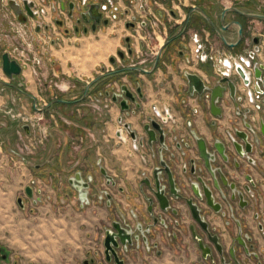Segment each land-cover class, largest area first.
<instances>
[{"label":"crops","instance_id":"0c3cea01","mask_svg":"<svg viewBox=\"0 0 264 264\" xmlns=\"http://www.w3.org/2000/svg\"><path fill=\"white\" fill-rule=\"evenodd\" d=\"M14 1L22 9V1ZM39 1L45 9L43 24L46 34L54 35L55 39L51 41V46L39 51L42 58V64L38 70L40 83L35 81L29 68L23 70L21 74L24 91L34 96L37 101L42 98L40 92L49 88L48 82H54V88L62 93L70 91V97L64 99L74 100L81 95V89L76 87L73 80L86 84L101 74L102 67L111 72L131 63L132 58L128 57H126V63L117 60L118 51H127L125 38H130L133 52L137 51L140 45L138 40L134 41L131 37L133 30L126 28L128 20L125 16L126 0H120L117 3L115 12L117 19L107 25L101 23L94 31L87 32H75L73 21L65 13L72 0H64V10L60 0ZM173 1L149 0V5L163 17L165 11L173 6ZM100 2L101 0H88L86 9L90 7L92 16L100 15L97 8ZM55 3L60 11H64L59 15L64 19L63 27L55 24L58 17L52 7ZM183 5L179 10H174L175 16L171 15V18H167L165 32L157 35V39H167L169 28L179 30L187 18V10L194 5L199 6L218 27L225 8L232 7L242 12L264 15V0H228L224 4L214 0H184ZM198 17L197 14L190 17V28L186 35L178 44L172 45L171 53L168 52V55L167 51L164 53L163 60L166 64L161 65L154 73L145 75L134 71L124 72L110 76L90 89L89 97L95 100V97H99L102 85L107 90H118L124 84L133 88L136 81L144 92L145 115L133 109L123 112L118 103L105 100L97 103L98 110L88 107L87 104L82 109L77 104H58L61 106L56 108L54 105L49 108L48 114L38 113L41 115L43 125H47L46 121H51L54 126L52 125L51 128L47 126L48 138L32 156L19 153L16 149L18 145L12 144V138L16 136L14 135L16 129L12 125L0 128V146L2 145L1 150H5L4 155L0 157V247L19 254L21 264H78L85 258L87 252L103 250L101 247L104 237L103 227L109 226L113 219L122 216V212L129 213L134 204L141 202L131 198L125 192L113 196L115 206L112 207L83 204L82 194L73 197V188L70 186L69 179L74 174H79L83 178L88 165H93L94 161L102 159L111 173L119 179V186L137 191L142 175L150 174L154 165L147 147L135 148L140 138H145L141 125L146 122L152 105L158 106L160 110L164 107L170 108L174 122L167 123L165 126L170 136V143H173L174 136L189 137L190 128L196 130L199 136L204 137L208 142H211L214 136L225 135L235 122L240 128V123L235 116V100L229 95L228 90L220 105L223 113L219 119L211 114L209 101H196L193 95L186 94L187 82L184 78L189 73L196 74L202 80L213 82L216 80L210 63L191 61L190 49L194 47L190 40L192 33H198L201 38H207L214 48L225 53H242L243 51L242 48L232 50L225 47L215 34L210 33L203 26V21ZM233 21L240 22L248 32L251 28L260 38L262 53L256 55V61L259 66H262L264 64V19H249L227 12L224 15V24ZM53 24L63 28L61 34L58 30L57 32L54 30ZM236 32V26H229L223 31V35L228 42H235ZM180 49H183L182 53ZM110 58L116 59L115 65L110 64ZM143 67L149 70L151 62H147ZM41 82L46 86L41 87ZM184 99L185 103H182ZM13 100L20 103L23 113H29L25 101L32 102L30 98L21 95ZM3 103L5 98L1 97L0 104ZM195 108H198L196 114ZM72 109L79 112L82 110L81 115H86V118L78 120L79 118L73 116ZM51 111L58 114L57 118L67 126L62 125L61 122L58 123L55 115L49 113ZM252 114L256 120L263 116L262 113L257 112ZM189 121H191V127L188 125ZM214 123H216L215 126H213ZM124 126H128L130 132H137L138 139L132 140ZM121 129L123 132L120 134ZM30 133L31 131L27 134ZM17 163H19L18 166H16ZM40 181L44 185L41 186V190H38L35 182L38 185ZM28 186L33 188V199L25 196V188ZM64 186L69 188V192H61ZM261 190L264 194V183L261 185ZM20 197L23 199V209L17 204V199ZM260 209L259 205L256 208L250 207L245 212V223L253 230L257 238L254 214ZM216 224L223 229L220 221ZM258 248L259 250L264 248L262 240H259ZM130 254L127 264H204L188 235L183 236L182 247L179 243L169 248L167 244L164 245L161 257L140 255L132 250ZM103 264L113 263L104 262ZM262 264H264V256Z\"/></svg>","mask_w":264,"mask_h":264},{"label":"flooded vegetation","instance_id":"af4514ba","mask_svg":"<svg viewBox=\"0 0 264 264\" xmlns=\"http://www.w3.org/2000/svg\"><path fill=\"white\" fill-rule=\"evenodd\" d=\"M70 2H73L74 4L72 16H69V4L65 13H67L68 18L73 21V30L75 32L84 31L85 29L86 32L88 30H92V25L94 24V19H96V17L92 16L90 7L89 9H86L88 6V0H86L84 4H81V0H72ZM21 4L23 6L22 2ZM100 4L101 2L97 4V8L101 19L100 23L96 24L95 28L101 23L103 24L102 20H107L109 23L118 18L117 15H114L112 20L106 19L100 11ZM154 4L157 3L154 2ZM172 4L173 6L171 9L165 11V15L163 17L159 16L151 8L157 20L154 24H151L148 21H141L137 17L127 20V24L133 23L134 26L126 28L133 30L134 36L132 39H134V41L138 40L140 45L139 49L133 52L130 46V38L127 37L129 39L128 42L125 38L127 51H118L117 56L119 52H122L124 53L125 58H132L131 63L126 66V69L130 67L145 69L143 66L150 61V69L145 70H152L160 47L158 50L153 52V50H151L152 47L150 45V38L157 39V35L163 33V31L165 32L166 28L164 20L171 18V15L175 16L176 14L174 10L182 8L184 6V0H174ZM195 6L197 5L191 6V8ZM52 7L53 11L58 14L55 24L59 27H63L64 20L59 15L63 14L65 6L62 11L59 10L56 3L52 5ZM191 8L187 10V18L188 12ZM193 14L199 15L196 12ZM199 17L201 18L200 15ZM187 18L179 30H172L169 28L168 37L171 34V31L173 32V36L170 38L167 37L165 42L169 41V43L163 48L156 68L152 70L150 74L154 73L161 65L166 64V61L163 60V51H165L166 47L169 48L173 44H178L182 37L186 35L188 29L190 28V19L185 32L181 34V31L184 28ZM29 19H31V17H27V20L24 23H28ZM202 21L206 23L203 19ZM42 27L45 31L44 24H42ZM37 28L39 29L37 30ZM242 28L243 38L238 46L232 49L242 48V53H225L222 50L216 49L210 44L207 38H201L198 33H192L190 40L192 35L196 34L203 44L205 52H224L225 54H230L232 56L242 55L249 57L252 62V71L255 78L254 65L259 66L256 61V55L262 51L259 44L260 38L254 34L251 28H249V32L244 29L243 25ZM40 29L41 27L37 26L35 31L39 33ZM210 29L212 30L211 27ZM210 33L215 34L213 30ZM176 36H179L178 40H174V37ZM40 37H42V34ZM255 37L259 39L258 45H255L252 41ZM129 50H131V53L128 52ZM180 52L182 53L183 49H180ZM250 54H253V57H250ZM190 56L191 61L197 62L193 60L192 49H190ZM114 60L116 63V59ZM117 60L121 61L119 56ZM107 72L108 71L105 68L104 71L101 70V74ZM126 72L132 71L127 70ZM213 75L216 79L214 82L203 80L206 86L211 87L216 84L219 79H222L216 77L214 72ZM110 76L114 75H109L95 82L92 86ZM263 76L264 64L262 65V77ZM184 79L187 82L186 76ZM229 79L233 80L235 86V96L233 98L235 100L234 108L236 119L240 123V128L235 122L232 124L231 129L225 132V135L220 137L214 136L211 142H208L204 137L199 136L196 130L190 128L189 137L180 138L178 136H174L173 143H170V136L165 129L167 123L170 122L166 123L157 119L155 113L156 109L159 110V108L158 106L152 105L150 108L151 112L147 114L148 116L146 122L141 125V130L143 131L145 138H140V141L138 142V145H135V148L138 149V146L147 147L152 160H154V165L151 168L150 174L142 175L138 182L137 191H134L132 188L125 189L119 186V179L111 173L102 159L94 161L93 165H88V168L84 171L86 175L83 178L79 174H74V176L69 179L70 186L73 188V197L75 198L82 194L84 196L83 204L105 205L106 207H112L115 206L113 196L117 193L123 194L125 192H127L131 198H136L141 202L139 204H134V206H132L129 210V213H126L127 211L124 213L122 212V216L118 217V219H113L109 226H104V237L101 244L103 250L87 252L85 258L78 264H103L104 262L116 264L113 255L109 254L110 260H107V256L105 254L106 249L104 246L106 233L108 230L113 229V224L120 225V227L129 235V241H126L124 245L120 244L119 247L115 249L116 255L122 264H127L131 255V250L140 255L145 254L161 257L163 246L166 244L168 248L172 247V245L176 243H179L180 247H182L184 235L189 236L204 264H262L264 248L259 250L258 242L259 240L264 242V194L261 190V185L264 183V135L261 132V126L264 125V88L261 80H257L255 78L256 82L253 86V90L245 95L240 90V84L241 82L244 84V82L236 73V69L235 73L229 77ZM247 82L248 83L245 85L249 84L248 80ZM52 83L55 86V83ZM134 85L135 86L133 88L125 85L135 96L134 103L128 102V111L133 109L135 112H140L145 115L143 105L145 101L144 92L138 82L135 81ZM85 86H76L81 89V95L74 100H66L64 98L55 97L47 104L54 100H62L64 102L53 103L50 107L58 104L72 105L85 103L88 107L98 110V102L105 100L107 102L110 101L118 103L119 105L121 98H118L117 102H114L112 98L114 95H122L123 97V92L121 91V87L123 85L118 90H107L104 89V86L102 85L100 88V94L98 95L99 97H95L94 100V98L89 97V94L91 93V86L86 97L82 101H79ZM191 90L192 91L190 92L187 82V96H189V94L193 95V98H195L196 101H209L210 106L209 91L205 90L202 95H199L195 92L194 88ZM223 98L217 103V106L220 109V115L214 116L211 112L214 118L219 119L222 117L223 112L220 105ZM182 103H185V99ZM248 104L249 106H247ZM49 108L42 113H46ZM168 110L172 116L170 108H168ZM197 112L198 108H195L194 113L196 114ZM253 112L262 113L263 116L256 120L252 114ZM79 117L80 118L78 120H83L86 118V115L82 116L79 114ZM152 120L164 128L162 143L159 142L160 135L158 132H155V141H149V136L144 130V126H149V131L153 130L150 126V122ZM172 122H174V118ZM188 125L191 127V121H189ZM215 125L216 123L213 124V126ZM122 132L123 131L121 129L119 133L121 134ZM130 133L131 132L129 131V134ZM132 133L135 135V141L138 139V134L135 131ZM199 145L200 147L205 148L206 153H202L200 151ZM78 179L83 183L79 182ZM156 179H158L159 182L158 189L155 186ZM170 179L173 183L172 189ZM231 185L234 189L230 187ZM31 189V198L28 197L25 192V196L29 199H33V188L31 187ZM203 189L210 192L212 206L207 204ZM158 193L161 194V197L166 202V204L164 201L162 202L166 205L164 209L161 208V202L158 200ZM17 204L20 208H24L22 198L21 204L23 207L19 205L18 201ZM259 205L261 206V209L256 211L254 214V220L257 224V238L253 230L245 223V212L250 207L256 208ZM191 206L195 207L197 213L196 216H194ZM217 221H220L223 224V229L216 224ZM200 246L204 249V251ZM21 263V257L19 254L0 247V264Z\"/></svg>","mask_w":264,"mask_h":264},{"label":"water","instance_id":"95a60500","mask_svg":"<svg viewBox=\"0 0 264 264\" xmlns=\"http://www.w3.org/2000/svg\"><path fill=\"white\" fill-rule=\"evenodd\" d=\"M21 1L23 3V10L20 8L19 4H17L14 0H9L8 4L11 7V9L13 10V12L15 13V15L17 17V21L24 23V22H26L27 17L32 18L34 16L33 11H32L33 3L29 2L28 0H21ZM60 2L62 5V9H64L63 0H60ZM73 6H74L73 2H70L69 3V16H72ZM195 12L198 13L201 16V18L212 28L214 33L219 37V39L223 42V44L227 48H230V49L237 47L238 44L241 42V40L243 38V28H242L241 23L238 21H233V22H229L227 24H224V15L227 12H233V13L239 14L245 18L264 19V15H262V14L246 13V12H242V11H240L236 8H232V7L231 8H225L222 11V14L220 17V22H219L220 28H218L214 24V22L209 18V16L200 7L195 6V7L191 8V10L188 12V18H187V21L184 25V28L181 31V34L185 32L187 25H188V22H189V19H190L191 15ZM100 19H101L100 15H98L96 17V19H94V24L92 25V30L95 29L96 24L100 23ZM102 21H103V24H105V25L108 23L107 20H102ZM133 26H134L133 23L126 24V27H133ZM229 26H236L237 27V40L235 42H228L223 35V31H225L226 28ZM38 29L39 28H37V30ZM84 31L86 32V29ZM126 41L128 42L129 39L126 38ZM252 41L255 45H258V43H259V39L257 37L253 38ZM168 43H169V41L163 43L160 46L159 51L157 53V58H156V61L154 63L152 70H154L156 68L159 56H160L163 48ZM128 52L131 53V50H129ZM118 56L120 59H123L124 53L119 52ZM250 57H253V54H250ZM109 62L112 65L115 64V60L113 58H111L109 60ZM1 70H2V73L5 75V77H7L9 80L13 81L16 77L21 76L23 69L15 60L10 59L9 55L6 52H4L1 55ZM127 70L128 71H138V72H141L144 74H150L152 72V70L147 71V70H145L143 68H139V67H136V68L130 67V68H127ZM236 73L239 75L240 78H242L244 84L248 83L245 76H244V73L240 67L236 68ZM109 75H110L109 72L102 73L99 76H97L96 78L92 79L90 82H88L84 88L83 94L80 97L79 101H82L86 97L87 92H88L89 88L92 86V84H94L95 82H97V81H99V80H101V79H103ZM254 75H255V78L257 80H261L262 86L264 88V76L262 77V66L254 65ZM186 79H187V82H188V85L190 88V92L192 91L191 90L192 88H194L195 92L199 95H202L205 90L209 91V93H210V109H211V112L214 116L220 115V109L218 108L217 103L219 102V100H221L223 98V95L227 90L229 91V95L232 98H234V96H235L234 82H233V80H231L229 78L219 79L216 82V84H214L211 87L206 86L205 82L196 74H187ZM0 85L14 88L16 91L20 92L24 96L31 98L35 110L40 112V113L46 111L53 103L64 102L62 100H54V101L50 102L49 104H47L46 106H44L43 108H36L37 99L34 96H32V95L24 92L23 90H21L20 87L22 86V84H18L17 86H15L9 82H4V81L0 80ZM121 91L123 92V97H122V95H114L112 100L114 102H117L118 98H121V100L119 101V106H120L121 110L122 111H128L129 110L128 102L134 103L135 102V96L132 92H130L128 90L127 86H125V85H123L121 87ZM150 126L153 128V130H151V131H149V126H144V130L147 132V134L149 136V141H155L154 135H155V132H158L160 135L159 136V142L162 143L164 128L160 124L155 122L154 120H152L150 122ZM124 127L127 130H129L128 126H124ZM23 130L27 132V130H28L27 126H24ZM261 132L264 135V125L261 126ZM130 136L133 140L135 139L134 133L131 132ZM199 149L202 153H206L204 147H200V145H199ZM78 181L81 182V180H79V179H78ZM81 183H83V182H81ZM170 184H171V189H172L173 183H172L171 179H170ZM155 186L158 189V187H159L158 179H156ZM230 187L232 189H234L232 185ZM25 192H26L28 197H30V198L32 197V189L30 186H28L25 189ZM203 192H204V196L207 200V204L212 206V202L210 200V198H211L210 192L206 189H203ZM158 200L161 202L160 203L161 208L164 209L166 207V205H165L166 202L163 200V198L161 197V194H159V193H158ZM17 201H18L19 205L21 207H23L21 204V198H19ZM163 201L165 202V204L162 203ZM191 208L193 209L194 216H196L197 213H196L195 207L191 206ZM126 241H129V235L126 233V231L124 229H122L120 227V225L113 224V229L107 231L106 238H105L104 246L106 249L105 254L107 256L106 257L107 260H110V256H109V254H110V255H113L114 261L116 264H122V262L119 261L117 255H116L115 249H117L120 244L124 245ZM201 249H203V248L201 247ZM203 251H204V249H203Z\"/></svg>","mask_w":264,"mask_h":264},{"label":"built area","instance_id":"2783aa9c","mask_svg":"<svg viewBox=\"0 0 264 264\" xmlns=\"http://www.w3.org/2000/svg\"><path fill=\"white\" fill-rule=\"evenodd\" d=\"M8 1L9 0H0V47H5L6 50H8L10 59L15 60L20 65L17 59L13 56L20 54L21 61L28 59L24 57V53H26L24 49L26 48L25 50H28L31 47L32 43L29 41H32L36 36L40 39V35L35 29L37 26L40 27L43 24L45 9L44 5L39 0H28L33 3L32 11L34 18H31L28 23H21L17 21ZM85 1L86 0H81V4H84ZM118 1L120 0H103L101 2L100 11L106 19L112 20L117 10ZM214 1L224 4L228 0ZM126 2V18L130 20L133 17H137L141 21H148L151 24L156 23L157 20L149 6V0H126ZM4 24L6 28L3 27ZM1 27L4 30H1ZM191 41L194 46L192 49L193 60L197 62H210L212 70L218 78H229L235 73V69L240 67L244 76L249 81L248 85L241 82L240 90L245 95L253 90L256 79L253 76V66L249 57L242 55L232 56L230 54H225L224 52H205L204 46L196 34L192 35ZM24 44L25 48L22 46ZM34 60L38 65L40 64V60H37L36 58ZM155 115L160 121L166 123L173 121L167 107H164L161 110L156 109Z\"/></svg>","mask_w":264,"mask_h":264},{"label":"rangeland","instance_id":"374dc122","mask_svg":"<svg viewBox=\"0 0 264 264\" xmlns=\"http://www.w3.org/2000/svg\"><path fill=\"white\" fill-rule=\"evenodd\" d=\"M37 1V0H35ZM103 0H101L102 2ZM66 17V16H65ZM61 18H63L61 16ZM30 20V19H29ZM64 20V19H63ZM164 23L167 27V20H164ZM5 24H4V26ZM41 29L39 31V34H42V37H40V39L38 38V36H36L35 38H33L31 42V47L28 50H25V44L22 45L24 49V51L26 53H24V57L28 58L27 60L21 61V55H16L13 56L15 57V59H17V61L20 63L21 67L23 70H25L26 68H29L31 70V74L33 76V78L35 79L36 82L40 83V78H39V67L42 64V58L41 55L39 54V51H43L44 49H47V47L51 46L52 44V40H54L55 38H53L54 35H48L45 34L46 31L43 30L42 25L40 26ZM54 30L57 32V30L59 31L58 33L61 34V30L63 31V28H58L55 26V24H53ZM172 29V28H171ZM1 30H4L1 27ZM170 29H168L169 32ZM43 31V32H42ZM36 33V32H35ZM131 34V33H130ZM133 33L131 34V37H133ZM171 35H169L168 38H170ZM150 38V37H149ZM166 41L158 38V39H153L150 38V45L152 47L151 50L156 51L158 50V48L160 47V45H162L164 42ZM170 50L173 51V47L172 45L165 49L164 53L167 51V55L168 52H170ZM4 51H6V53L8 54V50H6L5 47L1 48L0 47V80L4 81V82H9L15 86H17L18 84H22L23 80L22 77H16L13 81L9 80L7 77H5V75L2 73L1 70V55L4 53ZM45 51V50H44ZM171 51V52H172ZM170 52V53H171ZM18 53V52H17ZM40 60V64L38 65L37 62L34 59ZM118 58V56H117ZM50 63V62H49ZM22 70V71H23ZM36 70V72H35ZM98 76V75H97ZM23 85V84H22ZM49 88L46 91H42L41 93V100L37 101L36 104V108H41L43 106H45L51 99L57 97V98H66V97H70V91H67L65 93L60 92L59 90H57L56 88H54V84L52 82H48ZM42 86H46V84L43 82H41V87ZM21 90L24 91L23 86L20 87ZM25 92V91H24ZM22 94L18 91H16L14 88L8 87V86H3L0 85V98L4 97L5 98V103L0 104V128H5L7 126H13L16 129V132L14 135L15 138H12V144L14 145H18V147L16 148L17 151L23 155H27V156H32L35 155L36 151L38 150L39 146H41L45 140L48 138V130L49 128H51V126L53 125V122H45L47 125H43L42 124V118L41 115L38 114L39 112L35 110L33 102L31 101H25L27 103V110L29 113H23L21 108H20V103L13 100L15 99L16 96H21ZM24 96V95H23ZM80 96V95H78ZM77 96V97H78ZM23 100V99H22ZM78 106H81L80 108L82 109L84 107V105H86L85 103H77ZM61 106V105H55V108ZM79 108V109H80ZM82 110H80V112H77L76 110L72 109V114L74 117L76 118H80L79 114H81ZM68 112V111H67ZM50 114L55 115L58 123H62V125H65L66 123H64L63 121H60L57 117L58 114H56L54 111L49 112ZM46 114H48V111L46 112ZM75 118V119H76ZM50 119V118H49ZM52 120V119H50ZM50 127H49V126ZM60 125V124H59ZM27 126L28 130L27 133H29L31 131L30 134H27L26 131L23 130V127ZM49 128H48V127ZM54 126V125H53ZM67 126V125H65ZM2 146V145H1ZM1 146H0V157H2L5 153V150H1ZM19 163H17L16 166H18ZM43 182H39L38 185L35 182V187L39 190H41V186H43L44 184H42ZM64 188V189H63ZM62 189L63 191L61 192H69V188L67 186H64ZM45 188L43 187V190Z\"/></svg>","mask_w":264,"mask_h":264},{"label":"trees","instance_id":"16d2710c","mask_svg":"<svg viewBox=\"0 0 264 264\" xmlns=\"http://www.w3.org/2000/svg\"><path fill=\"white\" fill-rule=\"evenodd\" d=\"M197 4H198V3H197ZM198 18L201 19L200 17H198ZM201 20H202V19H201ZM203 24H204V26H205L210 32H212V30L210 29V27H209L206 23L203 22ZM170 35H171L170 37L173 36V32H172V31H171V34H170ZM178 39H179V36L174 37V40H178ZM121 62H122V63H126V62H127V61H126V58L124 57L123 59H121ZM101 70L104 71V67H102ZM126 71H127L126 67H124V68H118L117 70H114L113 72H110V75H118V74L123 73V72H126ZM73 81H74L75 85L78 86V87L85 86V84H83V83H81V82H79V81H77V80H73Z\"/></svg>","mask_w":264,"mask_h":264},{"label":"bare ground","instance_id":"6f19581e","mask_svg":"<svg viewBox=\"0 0 264 264\" xmlns=\"http://www.w3.org/2000/svg\"><path fill=\"white\" fill-rule=\"evenodd\" d=\"M98 61V60H97ZM44 228V227H43ZM64 237V236H63ZM67 238V237H66ZM69 238V237H68ZM64 240V239H63ZM66 241V240H65ZM43 245V244H42ZM36 246V245H35ZM52 248V247H51ZM39 249V248H38Z\"/></svg>","mask_w":264,"mask_h":264}]
</instances>
